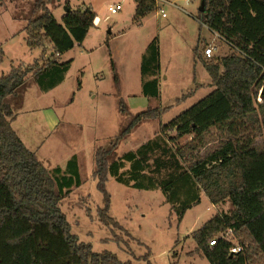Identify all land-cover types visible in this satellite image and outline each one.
Instances as JSON below:
<instances>
[{"label": "trees", "instance_id": "obj_1", "mask_svg": "<svg viewBox=\"0 0 264 264\" xmlns=\"http://www.w3.org/2000/svg\"><path fill=\"white\" fill-rule=\"evenodd\" d=\"M52 1L33 0V16L24 30L30 48L49 43L53 55L45 58L44 51L40 61L20 64L0 76V264H132L112 251H94L72 232L61 201L82 184L77 158L73 156L66 169L49 168L12 124L33 83L49 91L64 80L71 61L60 62L57 56L81 44L95 26L98 15L90 6L70 8L58 22L49 6ZM135 2L138 18L156 6V0ZM199 19L232 49L203 58L200 47L194 49L214 89L162 124L160 132L136 150L117 157L120 143L133 129L161 119L165 109L154 106L135 113L109 145L97 149L94 176L104 194L98 215L106 225L119 224L109 215V175L138 189H161L180 218L204 192L213 204L231 200L233 208L192 232L195 251L211 264H264V146L257 141L264 134V0H205ZM4 56L0 45V62ZM114 77L119 86L118 74ZM141 82L144 95L159 96L157 39L142 55ZM120 107L127 111L122 99ZM215 130L218 144L200 155ZM186 137L190 139L182 142ZM229 229L232 236L210 244ZM234 245L241 251L232 252Z\"/></svg>", "mask_w": 264, "mask_h": 264}, {"label": "rangeland", "instance_id": "obj_2", "mask_svg": "<svg viewBox=\"0 0 264 264\" xmlns=\"http://www.w3.org/2000/svg\"><path fill=\"white\" fill-rule=\"evenodd\" d=\"M202 2L156 0V6L141 18L136 15L135 0L49 3L60 23L66 7L90 6L99 17L98 24L81 44L57 56L60 62L71 61L59 85L49 91L41 90L36 83L29 87L13 125L25 145L49 168L66 169L68 161L73 156L77 158L82 184L63 198L61 208L72 232L81 241L91 243L94 251H112L132 264H211L195 251L192 232L218 212L232 209L231 200L213 204L202 192L201 201L180 218L161 189H138L109 175L106 182L109 215L119 224L106 225L98 215L104 205V194L94 176L97 149L109 145L135 113L154 106L166 110L161 119L147 120L133 129L120 143L117 157L155 137L162 124L214 89L202 63L203 53L197 65L193 61L194 47L200 37H207L202 42V52L208 45L217 47L215 56L228 54L232 49L218 33L201 23ZM119 3L121 10L111 13L109 6ZM32 4L33 0L0 3V45L5 52L0 76L20 64L27 66L40 61L44 51L47 58L52 56L49 43L45 48L32 49L27 45L24 28L27 19L33 16ZM153 39H157L159 46L158 97L144 95L141 82L142 55ZM120 99L127 107L125 112ZM211 137L212 142L201 147L200 155L218 144L216 130ZM257 141L264 146V134ZM234 242L238 243L236 239Z\"/></svg>", "mask_w": 264, "mask_h": 264}, {"label": "built area", "instance_id": "obj_3", "mask_svg": "<svg viewBox=\"0 0 264 264\" xmlns=\"http://www.w3.org/2000/svg\"><path fill=\"white\" fill-rule=\"evenodd\" d=\"M121 8H122L121 3H119V4H111V5L109 6V11H110L111 13H113V14H117V13L121 10ZM161 11H162L163 15H165V13L163 12V10H161ZM216 49H217V47H216V46H213V45L205 46V47L203 48V54H204L205 56H207V57H212V56L215 55V51H216ZM232 234H233V231H232L231 229H229V230H227V231L221 233V234H220L219 236H217L215 239H212V240L210 241V244H211V245L216 244V241H217L218 237H224V238H227V237L232 236ZM241 249H242L241 246H239V245H234V246L232 247V252H239V251H241Z\"/></svg>", "mask_w": 264, "mask_h": 264}, {"label": "crops", "instance_id": "obj_4", "mask_svg": "<svg viewBox=\"0 0 264 264\" xmlns=\"http://www.w3.org/2000/svg\"><path fill=\"white\" fill-rule=\"evenodd\" d=\"M62 17H63V15H62ZM98 19H99V17L97 16L96 17V19H95V26L98 24ZM211 30V29H210ZM212 31V30H211ZM213 33H216L217 34V32H215V31H212ZM207 41L208 40V38L207 37H200L199 39H198V41H197V44H196V46H199L200 47V50L202 51V47H201V45H202V42L203 41ZM50 49H51V55H53V48H52V44H48L47 45ZM195 46V47H196ZM195 47H194V49H195ZM45 58H47L46 57V55H45ZM193 61H194V63L197 65V63L199 62V60L197 59V57L195 56V53H193ZM41 63H42V61H41ZM15 121H16V119H15ZM12 124H14L13 122H12ZM13 127H14V125H13ZM14 129L16 130V128L14 127ZM17 131V130H16ZM17 133H18V131H17ZM19 134V133H18Z\"/></svg>", "mask_w": 264, "mask_h": 264}, {"label": "water", "instance_id": "obj_5", "mask_svg": "<svg viewBox=\"0 0 264 264\" xmlns=\"http://www.w3.org/2000/svg\"><path fill=\"white\" fill-rule=\"evenodd\" d=\"M205 9V0L202 2V7L200 10L204 11ZM70 11V7H66V12ZM262 97H264V89L262 90Z\"/></svg>", "mask_w": 264, "mask_h": 264}]
</instances>
